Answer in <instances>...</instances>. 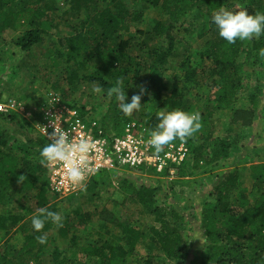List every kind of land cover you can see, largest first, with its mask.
I'll return each mask as SVG.
<instances>
[{"label": "rangeland", "instance_id": "rangeland-1", "mask_svg": "<svg viewBox=\"0 0 264 264\" xmlns=\"http://www.w3.org/2000/svg\"><path fill=\"white\" fill-rule=\"evenodd\" d=\"M25 1L30 5L35 4L34 0ZM69 1L45 0V3L54 8L51 17L57 29L30 51H22L11 43V39L18 35L17 32L6 31L0 34V101L14 98L22 105L24 113L29 115L24 118L26 122L16 119L13 128L0 129V140L8 137L9 145L25 135L37 136L34 126L46 103H63L88 119L101 123L112 102V95L91 81V75L101 73L102 61H86L82 54L74 58L67 55L66 39L74 35L82 19L86 17L85 13L80 18L69 13ZM123 1L132 10L140 9L139 0ZM99 3L102 5V2ZM240 5L244 7L246 2H240ZM139 11L143 12L142 19L133 22L130 32L123 35L124 39L130 37L134 40L131 51L137 53L143 42V54L148 57L150 49H166L170 44L167 34H158L154 29L157 22L171 23L174 27L171 28V35L175 37V50L181 57L176 54L165 64V77L169 78L171 84L179 82L183 76L179 63L186 53L193 67L199 71L198 86L186 98L203 108H213L215 103L210 100L215 99V91L209 87L212 81L210 66L200 58L207 38L199 39L201 19L197 17L198 12L193 10L174 20L161 5ZM242 43L244 50L238 65L243 74V83L238 100L232 108L214 110L212 115L216 140H227L230 143L229 159L195 171L189 169L192 165L189 163L185 166L188 173L186 175L181 170L183 162L180 165H170L164 171L165 175L145 169L121 168L97 175L89 189L78 196L60 198L50 191L46 205H53L56 212L61 214L62 226L53 224L52 229L45 234L49 243L44 249L42 264H51V254L55 250L68 257L76 253L75 263L81 261L82 264H99L98 259L84 258L78 251L82 247L99 246L103 242L122 244V225H131L143 233L137 254L129 259L128 264H142L149 254L160 260L164 256L156 247L154 239L160 231L162 221L175 226L188 242L187 258L183 262L175 261L174 264H201L205 258L203 240L202 244L200 240L191 241V234L200 232L201 239L203 237L201 215L204 208L215 201L213 193L218 177L237 166L239 186L231 191V196L238 198L246 193L250 201L254 202L260 194L254 188L250 166L264 163V56L260 55V49H264V36L246 39ZM155 61V57L149 60L150 63ZM103 77L108 83L111 82L107 75ZM129 77H132L133 89L126 96L130 99L133 92H139L141 102L140 108L131 114L132 123L144 128L150 118L145 113L166 112L158 110L153 102V82L159 76L155 75V66H147L142 75L130 74ZM95 87H100L101 91H94ZM254 94L259 97L261 110L250 120L248 115L238 113L250 107V99ZM126 126L127 124L124 127ZM179 145L181 144L174 140L165 146ZM184 149L186 158L188 149L186 146ZM136 182L157 185L153 206H144L129 198L127 188ZM38 195V188L27 192L20 185H12L11 197L0 204V216L12 215L21 219L9 232L0 230V250L8 246L15 249L23 247L25 237L20 231L14 230L22 223L31 224L32 217L38 214ZM6 223L10 225L11 220L6 219ZM62 227L69 231L66 238L61 236Z\"/></svg>", "mask_w": 264, "mask_h": 264}, {"label": "trees", "instance_id": "trees-1", "mask_svg": "<svg viewBox=\"0 0 264 264\" xmlns=\"http://www.w3.org/2000/svg\"><path fill=\"white\" fill-rule=\"evenodd\" d=\"M34 1L35 4L30 5L25 0H0V34L6 31L17 32L18 35L11 39V43L22 51H30L57 29L51 17L54 8L45 3V0ZM99 2H102V5ZM240 2H246V6L241 7ZM69 4V13L79 18L85 13L86 17L82 19L74 35L66 39L69 52L67 55L69 58H74L82 54L86 61H102V71L98 75H91L92 82L102 86L105 92L109 93L119 81L127 93L133 89L130 74L142 75L147 66L149 68L155 66V75L159 77L153 82L155 87L153 102L158 110L167 112L181 109L200 114V128L190 137L175 140L188 149L187 157L181 165L184 175L188 174L185 166L189 163H192L189 169L195 171L229 159L230 143L227 140H216L212 115L214 110L232 108L238 100L243 83L238 60L244 48L239 39L229 44L221 38L216 26L211 22V17L221 8L231 11L247 9L248 14L264 12V0H139L140 9L136 11L130 9L123 0H70ZM159 5L170 13L174 20L182 18L193 10L198 12L197 17L201 19L199 39L207 38L200 58L210 66L212 81L209 87L215 91V99L210 102L215 103L214 109L203 108L186 98V95L199 83L197 79L199 71L193 67L186 53L179 63V68L183 72L179 82L171 84L169 78L165 77V64L172 56L178 55V51L175 50V37L171 35V28H174L171 23L157 22L154 32L158 34L165 32L170 44L166 49H150V57L143 54L144 42L137 53H134L131 51L134 40L130 37L124 39L123 35L130 32L133 22L142 19L143 12L139 10ZM178 56L181 57L180 54ZM152 57H155V63L149 62ZM103 75L110 77L111 82L108 83ZM250 103L249 108L243 109L238 114L244 113L251 120L260 112L261 102L254 94ZM80 115L84 116V114ZM145 115L150 116L145 125L149 135L159 121L157 113L150 112ZM16 119L26 122V118L16 113L6 116L0 114V129L13 128ZM132 121L131 114L124 115L118 109V101L115 95H112L107 113L101 123L97 122L104 130V134L112 139L114 136H122L123 127ZM7 139L8 137H3L0 140V204L11 197L12 185L17 184L27 192L38 188L39 209L46 208L56 212L53 205H46L51 191L48 165H42L39 156L40 150L48 141L38 135L36 137L25 135L9 145ZM238 171L236 166L223 172V178L222 175L219 176L222 180L218 177L213 193L215 201L212 205H207L202 212L205 258L201 264H264V163L250 166L254 188L260 193L254 202L250 201L246 193H242L238 198L231 196V191L239 186ZM21 175L24 177H20ZM162 175L165 173L163 172ZM93 181L82 192L88 190ZM157 188L156 184L145 185L136 182L127 188V191L132 201L151 207L154 204ZM6 219L11 220L10 225L6 223ZM20 219L21 217L12 215L0 216V230L9 232ZM52 226L53 223L48 220L44 228L36 232L30 222L18 225L14 232L20 231L25 237L24 245L21 249L8 246L0 250V264H42L43 252L49 243V238L47 237L46 243L41 245L37 241V236L45 235ZM121 228L124 236L122 244L111 245L103 242L99 246L82 247L78 252H81L84 258L98 259L99 264H128L129 259L137 254L143 233L131 225H122ZM60 232L64 238L69 235V231L63 227ZM154 242L164 257L157 260L155 256L149 254L142 264H174L175 261L183 262L189 254L187 240L175 226L166 221L161 222L160 231ZM75 255L76 253L70 257L63 256L55 250L51 254V264H82L81 261L75 263Z\"/></svg>", "mask_w": 264, "mask_h": 264}, {"label": "clouds", "instance_id": "clouds-1", "mask_svg": "<svg viewBox=\"0 0 264 264\" xmlns=\"http://www.w3.org/2000/svg\"><path fill=\"white\" fill-rule=\"evenodd\" d=\"M211 22L216 26L218 35L229 44L235 43L237 39L244 41L264 35V12L257 11L255 14H248L247 9L231 11L221 8L212 15ZM260 55L264 56V49H260ZM93 90L100 92L101 88L95 87ZM109 95H115L119 110L124 115L132 114L141 106L140 93L133 92L128 99L125 87L119 81L115 87L110 89ZM157 119L159 123L155 129L150 131L146 141L157 154L170 142L190 137L201 126L198 112H186L181 109L160 111L157 113ZM43 128L46 130L45 127ZM47 135L49 142L40 150V163L45 166L61 164L66 180L74 187L83 186L86 176L92 173V168L89 165V153L93 150L95 142L87 136L80 139L69 138L62 128L57 129L55 126L54 130ZM48 220L57 226H62L60 223L62 216L59 212L40 208L38 214L31 219L33 230L40 232ZM191 235V241L200 240L202 244V233L194 232ZM37 241L43 245L47 241V236H37Z\"/></svg>", "mask_w": 264, "mask_h": 264}, {"label": "built area", "instance_id": "built-area-1", "mask_svg": "<svg viewBox=\"0 0 264 264\" xmlns=\"http://www.w3.org/2000/svg\"><path fill=\"white\" fill-rule=\"evenodd\" d=\"M13 113L24 118L29 117L16 99L8 98L4 102L0 101V114L6 116ZM38 117L34 126L35 131L38 136L48 142L47 133H51L54 126L57 129L62 128L69 138L80 139L87 136L95 142L93 150L89 153V165L92 168V173L86 176L83 186H72L66 180L61 164L48 165L49 187L60 198L78 196L99 174L110 173L126 167L163 173L170 165H180L186 156L184 144L179 147L164 146L158 154L155 153L152 146L146 143L149 138L147 129L135 123L128 124L122 136H114L109 139L96 120L85 118L63 103H46Z\"/></svg>", "mask_w": 264, "mask_h": 264}]
</instances>
